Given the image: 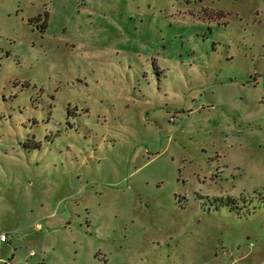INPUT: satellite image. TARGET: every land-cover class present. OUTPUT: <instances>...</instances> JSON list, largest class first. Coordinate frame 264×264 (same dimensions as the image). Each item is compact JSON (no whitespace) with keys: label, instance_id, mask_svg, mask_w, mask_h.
Here are the masks:
<instances>
[{"label":"rangeland","instance_id":"1","mask_svg":"<svg viewBox=\"0 0 264 264\" xmlns=\"http://www.w3.org/2000/svg\"><path fill=\"white\" fill-rule=\"evenodd\" d=\"M0 232V264H264V0H0Z\"/></svg>","mask_w":264,"mask_h":264},{"label":"built area","instance_id":"2","mask_svg":"<svg viewBox=\"0 0 264 264\" xmlns=\"http://www.w3.org/2000/svg\"><path fill=\"white\" fill-rule=\"evenodd\" d=\"M8 235L5 233H0V244L1 243H6L8 241ZM33 256V252L29 253V257Z\"/></svg>","mask_w":264,"mask_h":264},{"label":"crops","instance_id":"3","mask_svg":"<svg viewBox=\"0 0 264 264\" xmlns=\"http://www.w3.org/2000/svg\"><path fill=\"white\" fill-rule=\"evenodd\" d=\"M0 233H3V232H0ZM8 241H9V240H8ZM8 241H7V242H8ZM7 242H6V243H7ZM9 242H10V241H9ZM2 244H5V243H1L0 245H2Z\"/></svg>","mask_w":264,"mask_h":264},{"label":"water","instance_id":"4","mask_svg":"<svg viewBox=\"0 0 264 264\" xmlns=\"http://www.w3.org/2000/svg\"><path fill=\"white\" fill-rule=\"evenodd\" d=\"M7 264H10V262H8Z\"/></svg>","mask_w":264,"mask_h":264}]
</instances>
